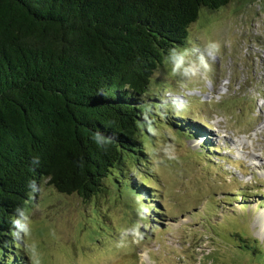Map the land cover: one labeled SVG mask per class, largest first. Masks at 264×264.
Segmentation results:
<instances>
[{
	"label": "rangeland",
	"instance_id": "1",
	"mask_svg": "<svg viewBox=\"0 0 264 264\" xmlns=\"http://www.w3.org/2000/svg\"><path fill=\"white\" fill-rule=\"evenodd\" d=\"M188 33L151 76L132 184L83 199L43 181L15 236L27 264H264L239 239L264 248V0L203 8Z\"/></svg>",
	"mask_w": 264,
	"mask_h": 264
},
{
	"label": "trees",
	"instance_id": "2",
	"mask_svg": "<svg viewBox=\"0 0 264 264\" xmlns=\"http://www.w3.org/2000/svg\"><path fill=\"white\" fill-rule=\"evenodd\" d=\"M229 1L0 0V264H27L15 236L43 181L83 199L108 178L132 184L154 70L203 8Z\"/></svg>",
	"mask_w": 264,
	"mask_h": 264
},
{
	"label": "bare ground",
	"instance_id": "3",
	"mask_svg": "<svg viewBox=\"0 0 264 264\" xmlns=\"http://www.w3.org/2000/svg\"><path fill=\"white\" fill-rule=\"evenodd\" d=\"M201 137H203V136H200V137L196 138V140H193V141H192V144H194V143H198V145H199V143H200L199 141H200V140H201V142L203 141ZM206 137H208V136H206ZM203 138H204V140H205V137H203ZM195 145H196V144H195ZM198 145H197V146H198ZM192 147H193V146H192ZM256 220H257V219H256ZM261 222L263 223V226H262L261 228H264V219H262V221H260V223H261Z\"/></svg>",
	"mask_w": 264,
	"mask_h": 264
}]
</instances>
